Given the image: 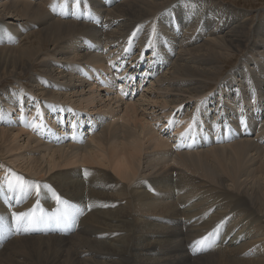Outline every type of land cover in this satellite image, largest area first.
Masks as SVG:
<instances>
[{
	"label": "bare ground",
	"instance_id": "1",
	"mask_svg": "<svg viewBox=\"0 0 264 264\" xmlns=\"http://www.w3.org/2000/svg\"><path fill=\"white\" fill-rule=\"evenodd\" d=\"M177 2L0 0V84L31 73V86L0 91V217L10 218L0 264H184L171 260L173 226L190 239L223 227L213 251L194 248L193 264H264V19L225 0ZM84 5L107 30L51 14ZM29 34L49 46H25ZM129 39L151 56L121 73ZM14 175L32 187L9 189ZM65 210L79 227L58 220L35 235L40 221L24 231L13 216ZM150 229L170 245L154 251L164 240Z\"/></svg>",
	"mask_w": 264,
	"mask_h": 264
},
{
	"label": "rangeland",
	"instance_id": "2",
	"mask_svg": "<svg viewBox=\"0 0 264 264\" xmlns=\"http://www.w3.org/2000/svg\"><path fill=\"white\" fill-rule=\"evenodd\" d=\"M170 1H171L172 5L179 6V4H178L179 2H177V1H180V0H170ZM181 1H184V0H181ZM221 2L223 3L224 0L223 1L221 0ZM224 3H225L224 5L233 6V7H235L238 10H244V11H246L248 13H251L254 16H257L256 14L259 12L260 17L262 16L261 18L264 19V0H225ZM107 5H108V2H107ZM84 8H85V10H83L81 12H78V13H67L65 7L55 8V10L51 11V14L52 15H57L61 19H67V18L73 17L75 20H77L80 23L81 22L86 23L87 24L86 27L89 30H94V29L100 30L101 28L104 29V30L108 29V26L106 24H104L105 19L101 16L100 12H95V8L91 7L90 5H84ZM167 8H169V6L166 7L165 9H163L160 13L164 12ZM136 14L137 13H132L130 16H135ZM145 20H147V19H145ZM122 21H123L122 19L116 20V22H118V23H120ZM128 24H131V22H128ZM201 24L202 25H200L198 30L196 31L197 33H201V31H202V29L204 27L205 21H203ZM193 25H194V23H193ZM226 25L227 24H225V23L219 24V26H220V27H218L219 32L221 30L225 29ZM131 36H133V35H131ZM27 38L25 39V42H24V44L26 43L25 46L30 45V44L32 45V47L42 46L44 48H47L49 46V44L45 41V39L40 37V36H38V35H34L33 36V35L29 34ZM203 39L204 38H202L201 40H203ZM120 40L122 41L124 39H120ZM125 44H126V47H129V49L131 50L132 53L131 54H128L129 52L123 53V57L120 59V62L121 63L124 62L125 65H121L118 68V69H120L121 73H123V72L127 73L129 71V69H130L129 65L135 64L137 62V59H139V57L141 56L142 53H143V56L145 58H148V57L151 56L149 49L147 51H144V49L142 50V47L136 41H134L132 39H129ZM88 48L90 50L94 49V47L90 43H88ZM162 50L165 51V55L168 56V57L170 56V58L171 57L173 58L176 55V50L173 52V49H172L171 45L169 46V50H165V49H162ZM122 51L123 50H119L118 49L111 56H113V58H117V57H119V55H120V53ZM245 54H246V52H242L241 54H235V57L232 58L231 60L224 61L225 62V64L223 63V68L224 69L219 74L220 76L217 77V79L215 78V80L219 81L221 78H226L228 76V73H229L228 71L233 70L237 66V64L240 61V59L242 58V56H244ZM236 55H238V56H236ZM170 58H169L168 61L167 60L165 61V66L167 68H168L167 64L169 63ZM108 65L110 66V63H108ZM116 67H118V64H115V66L113 68L110 66V72L116 74L119 71V70L116 69ZM170 68H171V66L169 67V70H170ZM33 71H35V70H33ZM38 71H39V68L37 69V66H36V71L35 72H38ZM117 77H119V74H118ZM30 79H31V73H29L28 75L22 76L19 81L14 80V79L5 80L3 82L4 84L3 83H1L2 85L0 84V91L9 88L12 85H15V83L16 84H20V83L22 84L23 83L24 85L31 86V80ZM118 81L119 80L117 79V83H118ZM115 84H116V81H115ZM144 85H145V87H147L148 86V82L146 81L144 83ZM210 86L211 87L209 89H211V88L213 89V88L217 87V84H216V82L212 81V82H210ZM103 88H106V87H103ZM137 88L134 87L133 89H137ZM142 93H143L142 91L141 92L139 91V95L142 94ZM101 94H104V93H101ZM139 97L140 96L135 97L136 100H138ZM194 110L192 112H194ZM86 119L87 118H84V120H86ZM214 134H215V132H212L210 136H212ZM207 138H209V136ZM262 142L264 143V138H263ZM87 211L88 212L91 211L90 206L89 207L87 206ZM227 216H229V215H227ZM0 218H2V217H0ZM36 218H37L38 221H40L41 227H40V229H38L37 233L35 232V235H39V234H42V233L43 234H49V233H46V229L47 228H53L56 225V222L58 220L64 222L65 225L68 226L69 231L73 230V226L74 227H79V224H80L79 220L77 222H75L71 218V215H70V213L67 212V210H65L64 214H62V215H60L58 217L52 216V215H48V216L43 217L41 220L38 217H36ZM225 218L226 217H224V219ZM9 220H10L9 217H3L2 219H0V244H3V242H4L2 227H5L10 222ZM191 220L195 221L196 223H198L200 225L207 221L206 216H203V217L197 216V217H195V218H193ZM202 225H201V227H203ZM7 229L10 230L11 226L8 225ZM221 229H223V227L222 226H218L213 231L212 230H210V231H197L196 233L198 235L195 238L190 239V232H191L190 230H188L186 232H178V231L175 230V228L173 226L172 230H171V237H170V240L173 241L172 245L174 246L171 260L174 261V260L178 259V260H181L182 262H185L184 264H193L194 248L197 250V254L198 255L207 254V253L213 251L214 250V246L216 244L217 236L215 234H211V233H214L216 231L222 232ZM180 233H183V235L176 238V236L178 234H180ZM149 234L150 235L157 234V235L160 236L159 239H163L164 240L163 244L161 246L157 247L154 251H158V250L164 249L168 245H170V242L166 241V239L164 237V230L163 229H160L158 231L150 229ZM177 240H179V243H176ZM202 240L204 241L203 244H197L198 241H202ZM180 241H182V242H180ZM133 244H134V242L133 243L130 242L129 246L133 245Z\"/></svg>",
	"mask_w": 264,
	"mask_h": 264
},
{
	"label": "snow or ice",
	"instance_id": "3",
	"mask_svg": "<svg viewBox=\"0 0 264 264\" xmlns=\"http://www.w3.org/2000/svg\"><path fill=\"white\" fill-rule=\"evenodd\" d=\"M53 10L55 8L53 7ZM14 181L9 180L7 181L9 189L13 187L18 188L22 192H27L32 185L28 184L23 177L19 175H14ZM57 201L60 202V198L57 197ZM14 219L16 221V226L19 229L22 225L24 226V231H28L35 227V225L39 222L35 216L34 212H20V213H13ZM2 219V218H0ZM204 241H198L197 244H203Z\"/></svg>",
	"mask_w": 264,
	"mask_h": 264
}]
</instances>
